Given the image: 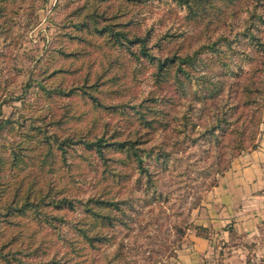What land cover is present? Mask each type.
<instances>
[{
    "label": "trees",
    "instance_id": "1",
    "mask_svg": "<svg viewBox=\"0 0 264 264\" xmlns=\"http://www.w3.org/2000/svg\"><path fill=\"white\" fill-rule=\"evenodd\" d=\"M158 1H164L166 6L165 14L159 21L180 11L185 12V18L190 22H197L206 16L210 25L216 23L215 19L221 20L215 14L219 8L214 6L213 0ZM9 2L0 0V17L5 15ZM148 2L155 4L154 0H81L79 6L70 12V18L62 24L63 32L57 38L60 42L64 39L71 41L74 45L72 50L62 44L53 46L48 53L49 58L37 59L35 70L39 71L38 74H30L24 86L27 91L16 101L23 107H31L26 95L34 89L35 94L43 96L48 107L31 117L13 119V116H0V139L11 135L6 139L9 147L0 151V204L6 200L0 208V223L13 227L21 224L17 218H31L41 227L40 230H33L29 235L31 239L43 229V221L62 220L65 211L83 214L73 224L78 236L71 240L75 245L74 254L81 258L86 256V252L81 253L82 250L98 251L110 241L111 236L103 228L129 226L133 218H130L127 208L135 211V206L130 198H117V194L107 197L103 190L80 201L71 198L61 186L62 176L55 177L59 159L63 165L71 167L69 158L81 151L78 156L87 161L93 172L97 167H103L104 172L112 162H119L124 168L134 167L139 173L137 180L147 186L143 192L150 195L146 206L161 203L170 196L169 191L163 188L158 171H175L178 167L172 144L169 148L163 142L146 148L138 146L152 141L155 135L159 134L160 138L164 131L177 132L184 134L186 139L189 134L197 133L195 140L206 143L204 153L212 159L203 170L205 180L199 184L200 193L218 185V175L227 171L244 150L258 146L260 128L255 132L250 130V126H254L263 110L254 95L258 89V73L264 72V0H255L251 8L247 5L242 32L233 34L232 24H227L225 20L223 25L230 34H222L214 40L207 35V42H200L193 50L183 53L182 48L178 51L173 49L171 40L163 41L169 35L177 38L184 32H168L174 27L170 24L165 33L157 36L154 35L156 26L146 24L145 20L153 17L157 7L144 6ZM240 40L246 42V48L236 52L233 41ZM104 47L115 49L116 58H111L113 55L104 58L100 64L102 71L95 78L88 75L84 82L80 80V85H69L64 80L51 81L56 73L76 69L70 66L62 68L64 66L60 62H77L81 57L90 55V51ZM132 59L136 61L133 67ZM43 61L46 63L43 64ZM246 63H250L252 73L250 77L243 78ZM216 65L223 72L212 73ZM126 67L133 69L132 79L140 83L145 79L140 80L139 75L149 71L155 92L144 94L139 102H134L135 96L131 92L134 86L127 85L126 73L122 72ZM51 69L55 70L51 72ZM116 69L119 72L114 73ZM228 79L231 82H227ZM232 92H238L237 96H232L239 99L235 109L228 107L229 101L221 99L223 94ZM160 93L163 95L157 97ZM74 97L86 100L96 114L86 130L76 128L62 134L60 128L68 119L82 121L84 117V113L76 114L74 111L71 103ZM34 111H40V108ZM115 116H120V119L115 121ZM257 121H260V116ZM94 128H99L101 132L92 134ZM17 136L22 138L16 140ZM112 153L117 156H112ZM146 157L149 159L146 160ZM35 168L40 172H35ZM113 175L121 180L122 185L133 177L123 172H113ZM6 176H10L11 180L5 181ZM69 177H72L69 184L77 186L81 182L73 178V174ZM14 179L17 181L13 185ZM8 189L12 197L6 199ZM59 212L63 213L62 216ZM5 216L7 219L1 218ZM84 217L90 219L84 220ZM193 228L200 235L210 234L206 227L195 225ZM20 239L21 234L0 242L2 264H27L25 258L35 255L40 247L25 250L24 245L17 244ZM120 258L117 249L116 259ZM83 262L78 260L76 263Z\"/></svg>",
    "mask_w": 264,
    "mask_h": 264
},
{
    "label": "rangeland",
    "instance_id": "2",
    "mask_svg": "<svg viewBox=\"0 0 264 264\" xmlns=\"http://www.w3.org/2000/svg\"><path fill=\"white\" fill-rule=\"evenodd\" d=\"M76 1L10 0L6 5L5 15L0 17L1 117L8 118L13 116V119L20 116L31 117L41 113L44 108L48 107V103L43 100V96L35 94L34 89L28 91V95H26V100L32 104L31 107L28 105L23 107L19 101H16V98L27 91L24 86L30 74H38L39 71L35 70L38 65V58H49L48 53L53 46L56 47L62 44L69 50L74 47L70 43L71 41L64 39V41L60 42V38H57L59 33L63 32L62 24L70 18V12L79 6L78 4L81 2V0ZM163 2L154 0V5L149 4V2L144 4V6H157L154 8L153 17L145 20L146 24H154L156 26L154 35L157 36L165 33L170 24L174 27L168 32L174 34L184 32L182 36H177V38L169 35L163 41L165 43L171 40L174 46L173 49L178 51L182 48L181 52L183 53L187 50H193V48L199 46L200 42H207L209 40L207 35H211L210 40H214L222 34L229 33V30L223 25L225 20L227 24H232L233 34L237 31L242 32L244 28H241V26L243 17L246 15V7L248 5L251 8L255 0H213L214 6L219 8L215 14L221 18L219 21L215 19L216 25L208 23V16L197 22H190L185 18V12L183 13L182 11L177 13V15H168V19H164V21H159V18L165 14L166 6ZM3 4L5 5V3ZM234 12L236 14L232 15ZM144 30L145 28L142 29V33ZM199 38L201 39L198 40ZM153 43L152 41L151 45ZM238 43L241 44L237 45ZM233 48V50H237L236 52H240L246 48V42L241 40L239 42L233 41ZM154 51L156 52V49ZM89 53L90 55L81 57L77 62L54 60V62H60L64 66L62 68L70 66V68L76 67V69L68 73H56L55 76L51 77V81L59 82L64 80L69 85L76 83L80 85L82 83L80 80L83 79L84 82V78L88 77V75L95 78L102 71L100 64L104 58L112 55L111 58H116L115 49L111 47L98 48V50H93ZM208 56L209 54H207L206 58ZM84 59L88 61H84V63ZM46 61H43V64ZM52 62L50 61L51 64H53ZM89 64H92V66L90 67ZM135 64L136 61L133 60L132 67ZM53 70L55 69H51V72ZM216 71L223 72V69L216 65L213 67L212 73ZM117 72H119L118 69L114 71V73ZM122 72L126 73L125 82L127 85L134 86L131 91L135 96L134 102H139L144 94L148 95L151 91L155 92V87L149 79V71L139 75L140 80L145 79L142 83H140L141 81H133L132 68L126 67ZM251 73V65L246 63L241 77H250ZM258 78V89L254 96L257 100L256 102L263 110L258 114L254 126H250V130L255 132L259 131L264 121V72L258 73ZM227 82H231V80L228 79ZM237 94L238 92L223 94L221 99L229 101L228 107L235 109V104L239 99L232 96H237ZM162 95L160 93L156 96L161 97ZM71 103L76 114L84 113V117L82 121L68 119V122L60 128L62 134H68L76 128L86 130L87 125H91L92 119L96 114L91 110V105L80 97H74ZM38 108H40V111H34ZM259 116L260 121H257ZM119 119L120 116H115V121ZM100 132L99 128H94L92 134ZM158 135H155L152 141L138 146L146 148L153 143L159 142H163L165 147L171 146V144L174 146L171 147L173 150L175 149L178 167L175 171H158V177L163 184V188L170 193L168 199L161 203H151L145 206L150 195L143 192L147 186L137 180L139 173L134 167L124 168L119 162H112L105 167L104 172H102L103 167H97L95 172H93L91 171V166L87 165V161L78 156L81 151L74 157L69 158L71 167L63 165L64 163H62L61 159L58 160L57 166L59 167L55 177L62 176L61 186L65 188V194L71 198H76L80 201L81 198L103 190L106 192L107 197L117 194V198H130L133 200L135 211L127 208L133 221L127 227L118 225L115 228H103V231H108L111 238L107 244L103 245L104 247L101 250L92 251L87 248L82 250L81 253L86 252V256L81 258L74 254L75 245L71 240L77 238L78 235L73 224L80 220L83 214L71 213L70 211L64 212L62 220L43 221V229L34 234L31 239H29V235H31L33 230H40L41 228L31 218H17L16 220L20 221L21 224L13 227L0 223V242H5L13 235L21 234L20 242L17 244L24 245L26 247L25 250H31V247L35 248L40 245L35 255L25 258L27 264H77L78 260L84 261L81 264H176L178 251L184 240L183 236L189 228L195 226L192 220V213L201 205L205 192L212 188L210 187L202 193L199 190V184L205 180L202 177L203 170L212 158L204 153L206 143L199 142L200 139L198 141L195 140L197 133L189 134L190 138L187 137L186 139H184V134L177 132L168 133L164 131L160 134V138ZM9 137L11 135H5L0 139V151L9 147V141H6ZM20 138L22 136H17L16 140ZM1 146L3 147L1 148ZM111 155L117 156L114 153ZM148 159L149 157H146V160ZM211 169L213 170V168ZM35 172L40 171L35 168ZM113 172L130 173L133 177L126 185H122L121 180L114 176ZM71 174H73V178L81 180V182L77 183V186L69 184V178H72L69 177ZM220 176L218 175V178ZM6 180H11L10 176H6ZM16 181L17 179H14L13 185ZM11 197L12 193L8 189L6 199ZM4 201L6 200L4 199ZM4 201L0 204V208ZM59 214L63 213L59 212ZM1 218L7 219L6 216ZM85 218L83 219L85 220ZM208 231L210 232V229ZM117 249L120 252V259H116ZM0 264L2 263L0 262Z\"/></svg>",
    "mask_w": 264,
    "mask_h": 264
},
{
    "label": "crops",
    "instance_id": "3",
    "mask_svg": "<svg viewBox=\"0 0 264 264\" xmlns=\"http://www.w3.org/2000/svg\"><path fill=\"white\" fill-rule=\"evenodd\" d=\"M176 264L264 263V121L258 146L242 152L192 213Z\"/></svg>",
    "mask_w": 264,
    "mask_h": 264
}]
</instances>
